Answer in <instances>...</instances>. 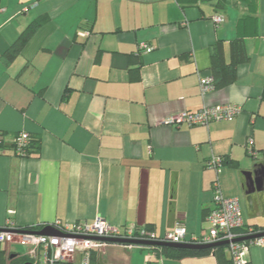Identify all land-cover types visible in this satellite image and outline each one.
Returning a JSON list of instances; mask_svg holds the SVG:
<instances>
[{
    "label": "crops",
    "instance_id": "1",
    "mask_svg": "<svg viewBox=\"0 0 264 264\" xmlns=\"http://www.w3.org/2000/svg\"><path fill=\"white\" fill-rule=\"evenodd\" d=\"M220 1L0 0V229L6 219L40 231L100 216L150 226L157 237L183 224L189 240L208 230L216 175L206 163L220 156L231 161L218 173L222 194L238 200L244 226L264 229V0ZM32 23L39 26L7 61ZM239 34L248 60L231 84L201 93L210 46L222 41L228 62ZM220 104L242 110L207 126L162 122ZM17 132L40 140L38 156L14 154ZM2 248L13 253L7 264H36L19 246ZM98 251L100 264L155 258L139 245ZM246 258L264 264V246L250 245ZM159 264L219 262L210 252Z\"/></svg>",
    "mask_w": 264,
    "mask_h": 264
},
{
    "label": "built area",
    "instance_id": "2",
    "mask_svg": "<svg viewBox=\"0 0 264 264\" xmlns=\"http://www.w3.org/2000/svg\"><path fill=\"white\" fill-rule=\"evenodd\" d=\"M215 23H221L223 18L216 16ZM81 32V36L87 35ZM139 49L147 52L152 47L140 44ZM201 93L213 89L212 80L209 77L199 79ZM242 110V107L234 104H220L215 106H203L194 112L184 111L177 115L168 117L163 123L178 125L187 123L191 126H207L212 121H231ZM26 132L19 133L14 137L13 142L16 147V155L23 156L22 147L28 141ZM252 143L251 138L248 139ZM250 155L257 157L256 151L251 150ZM220 157H211L206 165L214 169L216 177L212 182L213 200L206 221L209 225L206 233L193 236L189 240L185 238L186 230L183 224H176L163 236L157 237L152 231H146L142 227L136 226H116L111 225L100 216L88 222H74L61 224L56 221L51 226L58 232L55 235L37 234L32 230H22L15 228L10 219H6L3 228L0 230V244L19 246L25 250V255L36 264H54L58 262H68L78 256V264H90L91 252L98 251L110 242L99 240L98 238H118L144 241H162L171 243H193L211 244L227 241L226 251L232 264H251L246 255L250 245L264 246V231H254L251 227L244 226L241 210L236 198L225 197L222 194L217 174L221 170ZM245 229L243 233L237 230ZM262 234L243 241L236 239ZM116 244V243H113ZM127 244L126 247H131Z\"/></svg>",
    "mask_w": 264,
    "mask_h": 264
},
{
    "label": "trees",
    "instance_id": "3",
    "mask_svg": "<svg viewBox=\"0 0 264 264\" xmlns=\"http://www.w3.org/2000/svg\"><path fill=\"white\" fill-rule=\"evenodd\" d=\"M220 2L221 1L218 0L217 3L220 4ZM249 2L252 4L251 1ZM216 16L222 17L221 15H215L214 17ZM215 24L219 25L220 23H215ZM38 26H39V23L30 24L27 27V29L19 36L18 40L6 52L7 61H10L13 59L15 54L21 49L22 46H24V44L26 43L30 35L35 31L36 27ZM228 52H229V60L228 62H226L225 48H224L223 42L217 41L216 43L210 46L211 75L209 76V78H211L212 80L213 89H222L228 86L229 84H231L235 80L237 66L245 62L246 60H248L244 39L240 34L229 42ZM19 133L21 132L15 133L13 135V139ZM27 134H28L29 139L27 143L22 147V151L24 152V155L21 157L38 156V154L40 153V140L32 138L29 133ZM3 136H4V133L0 131V150H3L6 148V144L3 142ZM248 139L249 138H247L245 142L246 152L250 157L257 158L259 156V152L253 147L252 143H249ZM15 146L16 145L12 140V144L10 145L9 148L13 150L14 154L16 155ZM251 150L256 151L258 156L254 157L250 155ZM220 159L222 162L221 168L224 164L231 163L230 160L225 159L223 156H220ZM217 178H218V174H217ZM211 189H212V186H211ZM210 208L206 211V216L209 213ZM142 228L145 229L146 231H152L150 226H144ZM251 228L254 231H259V232L264 231V229L258 228V227H251ZM22 230H25V229H22ZM244 231L245 229L237 230V232L239 233H243ZM116 244L123 245L126 247L128 243H116ZM132 245L134 246L137 244H132ZM139 246L141 247L145 246L149 254L154 253L155 255V258L147 259L145 264H159L160 257H164V258H168L172 260H179L184 257L208 255L210 252H213L215 254L219 264H232L231 259L230 258L227 259L224 255V249L226 248V246L224 245L216 246L213 248H207V249H188V248L172 247V246H167V245H139ZM99 253H100L99 251L91 252L90 264H100ZM12 254H13L12 252H9L8 254H6L5 250L2 248V244H0V264H7V261L10 260Z\"/></svg>",
    "mask_w": 264,
    "mask_h": 264
},
{
    "label": "water",
    "instance_id": "4",
    "mask_svg": "<svg viewBox=\"0 0 264 264\" xmlns=\"http://www.w3.org/2000/svg\"><path fill=\"white\" fill-rule=\"evenodd\" d=\"M36 233L37 234H47V235L58 234V232L50 226L44 227L42 230L36 231ZM262 234L242 237V238L236 239V241L247 240V239H250L256 236H260ZM98 239L107 241V242H113V243H128V244H137V245H167V246H172V247H180V248H188V249H207V248H213L216 246H223L227 244V241L200 245V244H193V243H171V242H162V241H142V240L118 239V238H98Z\"/></svg>",
    "mask_w": 264,
    "mask_h": 264
},
{
    "label": "rangeland",
    "instance_id": "5",
    "mask_svg": "<svg viewBox=\"0 0 264 264\" xmlns=\"http://www.w3.org/2000/svg\"><path fill=\"white\" fill-rule=\"evenodd\" d=\"M110 243H113V242H110Z\"/></svg>",
    "mask_w": 264,
    "mask_h": 264
}]
</instances>
